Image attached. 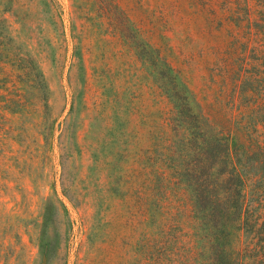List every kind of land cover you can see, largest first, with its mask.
<instances>
[{
  "label": "trees",
  "instance_id": "16d2710c",
  "mask_svg": "<svg viewBox=\"0 0 264 264\" xmlns=\"http://www.w3.org/2000/svg\"><path fill=\"white\" fill-rule=\"evenodd\" d=\"M46 1L56 15L55 0ZM72 1L71 15H99L93 21L103 33L105 45L113 44L121 50L116 54L113 51L112 56L108 49L99 54V44L88 40L92 30L87 20L72 24L76 34L72 35L67 74L71 112L61 125L64 134L59 137L63 196L75 206L72 187L66 185L64 161L66 157L70 163L72 156L83 155L79 130L90 132L99 123L106 134L119 132L111 139L118 143L121 139V144L148 135L154 141L155 154L161 153V157L150 173L153 176L146 191L150 194L154 178L156 184L163 181L164 185L163 191L155 193L154 208L145 205L147 193L140 194L144 206L136 212L138 221L131 230V238L139 239L131 264H264V76L251 62L264 63V0L169 3L172 15H193L204 32L222 41L214 49L221 78L220 107L201 103L185 75L165 57V50L173 48L168 21L160 23L155 17L135 21L121 0ZM137 5L142 9L141 0ZM24 7L23 0H0L2 15ZM55 23L53 33L49 30L40 38L33 34L20 38L25 49L16 47L19 40L0 34V74L5 83V89H0L9 91L8 84L15 87L17 79L21 82L23 78L36 93L50 91L43 59L51 61L54 70L61 73L70 46L62 30L63 20ZM121 55L130 56L144 71L149 70L151 78L145 86L162 105V122L150 131L134 120L137 84L127 86L122 63L110 62ZM125 91L129 93L126 100ZM23 98L21 95L19 103H25L21 102ZM46 98V108L50 109L49 96ZM108 104H120L119 111L107 115ZM74 115L71 150L65 139ZM123 124L126 128L121 133ZM61 206L64 214L60 209L50 213L46 226L56 224L60 234L57 251L66 250L61 264H69L74 223L66 204L61 202ZM101 210L105 212L102 229L108 234L110 254L106 261L110 264L112 256L121 251V211L117 203Z\"/></svg>",
  "mask_w": 264,
  "mask_h": 264
},
{
  "label": "rangeland",
  "instance_id": "374dc122",
  "mask_svg": "<svg viewBox=\"0 0 264 264\" xmlns=\"http://www.w3.org/2000/svg\"><path fill=\"white\" fill-rule=\"evenodd\" d=\"M121 1L135 21H147L150 17H155L160 23L168 21L173 48L165 50V57L176 70L185 75L191 90L201 103L220 107L222 102L219 103L218 100L221 78L217 71L214 49L222 45V41L204 32L199 26L200 20L196 22L193 15H172L169 3L173 0H141L142 9L137 5L138 0ZM55 2L56 15H52L54 12L46 0H23L24 10L15 8L14 12L0 14V34L19 40L16 47L25 49L26 45L20 38L30 34L40 38L42 33L49 30L53 33L57 19L63 20L62 30L66 31L70 42L69 52L66 51L67 59L61 64V73L54 70L51 61L43 59V70L50 91L36 93L34 89H29L23 78L21 82L17 79L15 87L8 84L9 91L0 89V264L62 263L66 250L57 251L60 234H57L56 224L46 226L50 213H56L60 209L64 214L61 202L68 207L74 223L69 264H108L106 258L110 254V243L108 234L102 229L105 212L101 209L109 208L111 203H117L118 210L121 211L118 222L121 251L118 249L112 256L110 264H131L139 241L138 238H131V230L133 231L134 222L138 221L136 212L144 206L140 194L147 193L146 184L152 179L153 175L150 173L156 169L161 153L158 156L155 154L154 141L148 135L143 140L121 144V139L119 143L111 139L119 132L110 131L106 134L105 131L102 132L99 123L90 132L81 129L80 144L85 147L82 157L71 155L70 163L66 157L64 161L66 185L72 187L73 194L69 193L74 195L75 206L63 196L59 137L64 134L60 129L61 125L64 126V121L70 118L68 116L71 112L67 74L72 54V35L76 34V28H72V24L78 22L81 25L84 23L82 18L87 20L86 25L92 30L88 34V40L99 44L96 46L99 54L108 49L112 56L113 51L116 54L121 48L115 49L113 44L105 45L102 40L104 35L93 21L99 15H71L72 0ZM105 38L111 40L110 37ZM67 46L64 49L67 50ZM62 54L65 52L62 51ZM120 57L110 59V62L118 60L119 64L122 63L127 86L137 84L134 120L137 125L144 123L145 129L150 131L162 122V105L157 103L150 88L145 86L151 78L149 70L144 71L130 56ZM251 62L264 76L263 61ZM253 67L250 68L253 70ZM2 77L0 74V88L5 89ZM21 95H24L21 102H25L22 104L19 103ZM47 96L50 99V109L46 108ZM128 98L129 93L125 91L123 99ZM105 107L106 114L111 115L112 112L119 111L120 104L113 107L108 104ZM75 118L74 115L73 121L68 125L69 133L65 139L71 150L74 148L71 136L75 130ZM120 128L122 133L126 128L125 124ZM101 139L105 141H100ZM154 180L149 186L151 192L147 193L145 202L149 209L157 204L155 195L158 191H163V181L156 184Z\"/></svg>",
  "mask_w": 264,
  "mask_h": 264
}]
</instances>
